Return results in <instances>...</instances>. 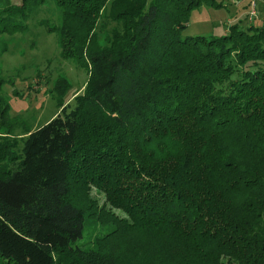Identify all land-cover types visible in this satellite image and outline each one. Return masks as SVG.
Masks as SVG:
<instances>
[{
	"label": "trees",
	"instance_id": "obj_1",
	"mask_svg": "<svg viewBox=\"0 0 264 264\" xmlns=\"http://www.w3.org/2000/svg\"><path fill=\"white\" fill-rule=\"evenodd\" d=\"M210 1L0 0L8 36L51 4L90 72L20 141L0 75V264H264V25L182 38ZM83 182L110 207L98 236L68 199Z\"/></svg>",
	"mask_w": 264,
	"mask_h": 264
},
{
	"label": "rangeland",
	"instance_id": "obj_2",
	"mask_svg": "<svg viewBox=\"0 0 264 264\" xmlns=\"http://www.w3.org/2000/svg\"><path fill=\"white\" fill-rule=\"evenodd\" d=\"M11 1L20 4V0ZM53 9L47 3L31 14L27 31L22 34L0 35V75L5 80L1 94L8 102L7 116L16 120V127L9 134L11 140H23L26 133L48 123L57 115L59 104H71L88 84L89 70L64 59L57 37L48 31L49 22L56 17ZM262 25L264 0H211L190 13L181 37L217 39L226 36L233 26L247 29ZM109 29L110 26L106 30ZM108 33L110 31L99 37H107ZM236 78V75L232 77ZM1 135L7 136V133L0 129ZM89 183H71L72 195L68 199L84 210L86 232L98 236L106 227L92 225L93 219L100 214L104 219L105 215L109 218L106 212L110 207L106 205L104 194ZM112 212L122 215L117 210Z\"/></svg>",
	"mask_w": 264,
	"mask_h": 264
},
{
	"label": "built area",
	"instance_id": "obj_3",
	"mask_svg": "<svg viewBox=\"0 0 264 264\" xmlns=\"http://www.w3.org/2000/svg\"><path fill=\"white\" fill-rule=\"evenodd\" d=\"M251 14H253V12H251Z\"/></svg>",
	"mask_w": 264,
	"mask_h": 264
}]
</instances>
